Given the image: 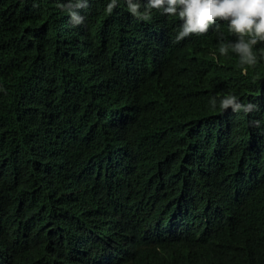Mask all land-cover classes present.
<instances>
[{
	"label": "trees",
	"instance_id": "trees-1",
	"mask_svg": "<svg viewBox=\"0 0 264 264\" xmlns=\"http://www.w3.org/2000/svg\"><path fill=\"white\" fill-rule=\"evenodd\" d=\"M68 2L0 0V264H264V42Z\"/></svg>",
	"mask_w": 264,
	"mask_h": 264
},
{
	"label": "clouds",
	"instance_id": "clouds-1",
	"mask_svg": "<svg viewBox=\"0 0 264 264\" xmlns=\"http://www.w3.org/2000/svg\"><path fill=\"white\" fill-rule=\"evenodd\" d=\"M125 2L130 14L140 20H148L152 9L162 10V14L169 17H178L182 24L176 41L190 34H206L218 20L226 21L229 32L238 37L237 42L230 47L239 57L241 65H254V48L258 43L264 42V0H147L143 11L140 10L139 0ZM87 5L88 0H69L67 5L58 6L68 11L73 26H78L84 23V17L75 9L86 8ZM116 7L117 0H110L105 10L111 14ZM161 31L162 27L160 33ZM228 48L229 45L222 44L219 51L226 55ZM212 105L215 107V99L212 100ZM219 107L225 111L231 108L235 112H251L256 108L251 103H240L234 95L223 97ZM253 124L258 126L259 121H253Z\"/></svg>",
	"mask_w": 264,
	"mask_h": 264
}]
</instances>
